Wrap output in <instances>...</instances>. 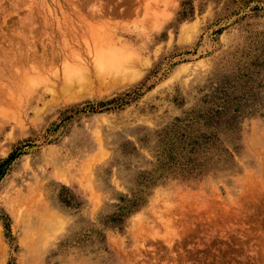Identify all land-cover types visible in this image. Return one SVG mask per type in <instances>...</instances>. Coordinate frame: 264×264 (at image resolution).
<instances>
[{"label": "rangeland", "instance_id": "1", "mask_svg": "<svg viewBox=\"0 0 264 264\" xmlns=\"http://www.w3.org/2000/svg\"><path fill=\"white\" fill-rule=\"evenodd\" d=\"M0 264H264V0H0Z\"/></svg>", "mask_w": 264, "mask_h": 264}, {"label": "trees", "instance_id": "2", "mask_svg": "<svg viewBox=\"0 0 264 264\" xmlns=\"http://www.w3.org/2000/svg\"><path fill=\"white\" fill-rule=\"evenodd\" d=\"M11 159V158H10Z\"/></svg>", "mask_w": 264, "mask_h": 264}]
</instances>
